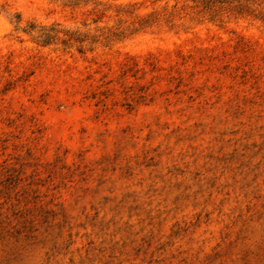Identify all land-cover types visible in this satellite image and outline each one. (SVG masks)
I'll return each instance as SVG.
<instances>
[{
    "label": "clouds",
    "instance_id": "obj_1",
    "mask_svg": "<svg viewBox=\"0 0 264 264\" xmlns=\"http://www.w3.org/2000/svg\"><path fill=\"white\" fill-rule=\"evenodd\" d=\"M0 166V264H264V0H0Z\"/></svg>",
    "mask_w": 264,
    "mask_h": 264
},
{
    "label": "rangeland",
    "instance_id": "obj_2",
    "mask_svg": "<svg viewBox=\"0 0 264 264\" xmlns=\"http://www.w3.org/2000/svg\"><path fill=\"white\" fill-rule=\"evenodd\" d=\"M79 2L80 0H65V3L73 8ZM142 39L147 40L149 37ZM21 172L22 168L17 171L0 166V198L6 197L7 192L20 182ZM37 200L36 196H33L31 200L21 198L7 208L4 207V204H0V236L7 237L13 226L18 232L30 235L33 230L48 224L50 220L58 216L63 217L61 208L39 205L36 203ZM5 203H7L6 199Z\"/></svg>",
    "mask_w": 264,
    "mask_h": 264
}]
</instances>
